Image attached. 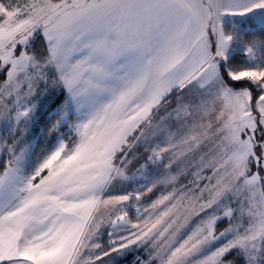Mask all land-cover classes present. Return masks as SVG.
<instances>
[{
	"label": "snow or ice",
	"instance_id": "1",
	"mask_svg": "<svg viewBox=\"0 0 264 264\" xmlns=\"http://www.w3.org/2000/svg\"><path fill=\"white\" fill-rule=\"evenodd\" d=\"M0 264H264V0H0Z\"/></svg>",
	"mask_w": 264,
	"mask_h": 264
},
{
	"label": "rangeland",
	"instance_id": "2",
	"mask_svg": "<svg viewBox=\"0 0 264 264\" xmlns=\"http://www.w3.org/2000/svg\"><path fill=\"white\" fill-rule=\"evenodd\" d=\"M141 255L143 256V255H144V253H141Z\"/></svg>",
	"mask_w": 264,
	"mask_h": 264
}]
</instances>
